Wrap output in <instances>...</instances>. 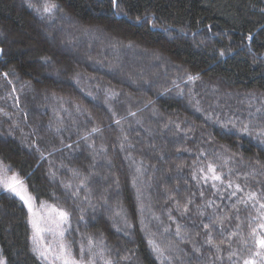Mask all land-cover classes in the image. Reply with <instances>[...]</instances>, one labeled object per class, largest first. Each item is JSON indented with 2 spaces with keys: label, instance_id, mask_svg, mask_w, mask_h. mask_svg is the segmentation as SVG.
Returning <instances> with one entry per match:
<instances>
[{
  "label": "trees",
  "instance_id": "16d2710c",
  "mask_svg": "<svg viewBox=\"0 0 264 264\" xmlns=\"http://www.w3.org/2000/svg\"><path fill=\"white\" fill-rule=\"evenodd\" d=\"M0 171L73 264H264V0H0ZM0 257L52 264L3 187Z\"/></svg>",
  "mask_w": 264,
  "mask_h": 264
},
{
  "label": "rangeland",
  "instance_id": "374dc122",
  "mask_svg": "<svg viewBox=\"0 0 264 264\" xmlns=\"http://www.w3.org/2000/svg\"><path fill=\"white\" fill-rule=\"evenodd\" d=\"M13 177L17 178L20 182L21 194L28 200V203H25L20 196L7 191L16 197L26 209L33 247L38 253L49 259V262L52 264H65L66 261L68 264H73L68 260L69 257L65 252L64 244L61 242L66 216L62 217L60 214L64 212L45 202L37 203L27 191L26 186L15 174L0 171V181L10 182ZM2 187L5 189L3 183H0V188ZM37 228L39 231H37ZM0 261L4 264L1 257Z\"/></svg>",
  "mask_w": 264,
  "mask_h": 264
},
{
  "label": "snow or ice",
  "instance_id": "6c2138e0",
  "mask_svg": "<svg viewBox=\"0 0 264 264\" xmlns=\"http://www.w3.org/2000/svg\"><path fill=\"white\" fill-rule=\"evenodd\" d=\"M114 2H115V0H114ZM50 10H51V9L48 8V7H46V8L44 9L45 12H48V11H50ZM217 178H218V177H217ZM0 183H3V186H4V188H5L6 190H8V191L14 193V194L17 195V196H20V198H21L22 200H24L25 203H28V200L25 199V197L21 194V190H20V182L17 180V178L13 177V178L11 179L10 182H3V181H0ZM60 215L63 217L65 214H64V213H61ZM34 227H35V225H34ZM261 227L264 228V225H261ZM37 231H39L38 228H37ZM258 245H259L260 248H264V239H260V240H258ZM258 255H259V253H258ZM0 264H2V261H0ZM65 264H68V262L66 261ZM245 264H249V262L246 261Z\"/></svg>",
  "mask_w": 264,
  "mask_h": 264
}]
</instances>
